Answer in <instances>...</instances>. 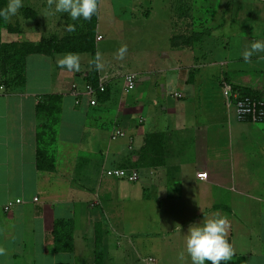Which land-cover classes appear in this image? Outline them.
Wrapping results in <instances>:
<instances>
[{"label":"crops","instance_id":"crops-1","mask_svg":"<svg viewBox=\"0 0 264 264\" xmlns=\"http://www.w3.org/2000/svg\"><path fill=\"white\" fill-rule=\"evenodd\" d=\"M176 1H169V49L140 76L106 60L98 29L94 51L77 39L72 44L77 30L67 26L77 23L66 13L52 6L44 29L41 6L23 2L37 22L25 41L68 43L53 54L22 57L9 83L0 73V246L7 253L0 264H74L89 245L105 249L108 242V259L117 264H191L186 253L178 259L189 227L217 215L229 222L228 264H264V121L241 120L223 92L228 81L264 98V52L253 54L248 67L242 55L253 41H264V0L248 2L239 27L225 28L223 44L231 47L222 60L172 45L181 25ZM68 53L79 56L78 71L58 64ZM127 73L138 76L132 92L125 90ZM94 78L106 87L97 104L87 97L77 103L73 85L83 90ZM120 80L131 96L116 101ZM118 129L125 135L113 139ZM113 168L136 170L139 179L106 175ZM202 172L208 177L200 178ZM16 199L22 202L6 209ZM127 205L135 216L131 233L124 228ZM90 256L96 259L95 250Z\"/></svg>","mask_w":264,"mask_h":264},{"label":"rangeland","instance_id":"rangeland-1","mask_svg":"<svg viewBox=\"0 0 264 264\" xmlns=\"http://www.w3.org/2000/svg\"><path fill=\"white\" fill-rule=\"evenodd\" d=\"M44 1L46 0H40V2H33L31 4H34L35 8L41 6V9L36 8V10L43 13L42 22L45 29L49 28L50 17L46 15L52 12V9L49 5L43 6L42 3ZM169 1L170 0H98V12L95 17L90 19V23H92L94 28L96 27V29H98L105 37L104 40L99 43L100 48L98 47V50L100 49L99 51L102 53L104 50L105 55H108L106 60H117L124 64L123 67L125 70L129 69L135 71L138 76H140L139 73L142 71L151 70L154 67L155 62L159 60V56L166 53L170 46L169 36L172 33V24L169 23L170 14L168 13H171L172 15V12H170L171 8L169 7ZM260 1L262 0H183L184 7H182V12H186L187 15L184 16L182 22L185 25L180 26V28L184 30L186 26L188 28L193 26L191 30H198L200 22L204 26L213 27L224 21L225 25L221 29L213 32L216 36L218 35V37H220L218 39H221L217 42L216 46L211 42L208 46L200 48V52L204 54L203 56H205L207 60H222L225 58L226 52L230 50L229 48L231 47V45H228V48L226 49V44H223L225 28L229 27L231 29L233 27H239L235 25L237 23L236 19L240 20V18L248 15L247 12L249 9L246 8L245 10L241 9L240 13L236 15L237 17H234L233 15H235L236 12V4L242 3L243 6H246L248 2H254L256 4ZM23 2H25L24 4L31 5L27 0H23ZM138 3H141L142 7L139 5L141 8L139 7V9H136ZM176 3L181 4V2L178 3L177 1ZM144 9L150 11V16L144 17L139 15ZM53 11L55 10L53 9ZM56 14L59 16L62 14L65 15V13ZM137 16L140 17L137 18ZM34 18H26L20 9L17 15L11 17L9 21L13 25L19 23L21 25L20 29L22 30L21 34L23 35L17 34L13 36L12 32L3 29L5 32L4 34H6L4 40H8V44L13 42L15 38H20V42L24 41L25 34L28 35L30 31H35L34 29L37 22ZM131 20H133V22H131ZM59 21H61V18ZM84 21L85 20L82 17L78 22L75 21L77 23V31L80 29L81 31L83 30L82 25L85 23ZM188 30V33H190V29ZM1 42L7 44L2 41V38ZM243 43L245 45V42ZM223 46H225V48ZM0 48H2L1 44ZM121 49H123V52H121ZM109 56L113 58V60ZM243 65L248 67L249 63L244 62ZM0 81H3V77ZM121 88L122 85L120 80L116 89L113 91L112 99L118 101L121 97L131 96V94L124 93ZM123 209L125 210V204L123 205ZM127 209L128 213L124 212V217L126 218L124 228L128 230L127 233H131V230L135 228V216L132 214L129 205H127ZM115 224L118 225V223ZM110 243L111 242L107 243L105 249L104 247H99V244L96 249L93 245H89V249L82 250L84 252L82 258H79L80 256L73 257V260H75L73 263L97 264V258L94 260L93 257H89L92 253L94 254L95 250V253L102 252V254L104 251L107 255L106 259L109 264H117L115 261H109L108 259ZM38 264H41V262ZM100 264H105L104 259L101 260Z\"/></svg>","mask_w":264,"mask_h":264},{"label":"clouds","instance_id":"clouds-1","mask_svg":"<svg viewBox=\"0 0 264 264\" xmlns=\"http://www.w3.org/2000/svg\"><path fill=\"white\" fill-rule=\"evenodd\" d=\"M48 5L50 8L55 5L56 13H66L72 21H78L81 17L90 20L98 12V0H48ZM23 6V0H9L6 8H0V20L8 22ZM76 27L75 23L69 24L67 31L75 32ZM260 52H264V41L255 40L243 52V60L248 62L253 54ZM58 64L78 71L79 56L74 53L65 54L58 59ZM96 67H100L99 63H96ZM228 224L227 217L220 215L208 219L203 224L193 223L188 230L185 249L179 253L178 259L183 262L186 253L191 264H228L234 255L233 247L227 238ZM6 254L5 247L0 246V257Z\"/></svg>","mask_w":264,"mask_h":264},{"label":"trees","instance_id":"trees-1","mask_svg":"<svg viewBox=\"0 0 264 264\" xmlns=\"http://www.w3.org/2000/svg\"><path fill=\"white\" fill-rule=\"evenodd\" d=\"M177 2H181V7L176 8V16L178 17V22L181 23V25L177 26V28H180V26L185 25L183 24L184 16L187 15L186 12H182L183 9V0H177ZM8 4V0H0V8H6ZM243 4L238 3L236 4V9H235V15L236 17L237 13L242 9ZM185 11V10H184ZM22 14L26 18H34L35 17V10L32 7L29 6H23L21 8ZM178 12V14H177ZM93 15L92 17H95ZM91 17V18H92ZM201 24V22H200ZM198 30H191L193 26H190L183 30L180 28L179 33H177L174 37H172V45L174 47L181 46L185 47L188 49H192L195 47L198 48H203L208 46L211 42L214 43L216 46L217 42L221 39H218V35L216 36L213 32H215L218 29H221L225 23L222 21L221 23L209 27V26H204L200 25ZM190 25V24H188ZM21 25L19 23H16L15 25L11 24L10 21L4 22L3 20H0V73L2 72L3 74H7L6 78H8L7 83H9L11 80V74H16L20 70L19 62L22 61V57L30 54V53H38V54H53L55 52L62 51L64 49V46L67 45L68 40H62V41H54L51 39L43 38L40 42L34 43L28 40H24L22 42L16 41V42H10L9 44H4L1 42V32L3 29H6L9 32L12 33H18L21 34L22 30L20 29ZM83 30L81 31L78 30L76 31L75 34L70 36L72 39V44H74V39H77L80 45L84 44L85 46H91L92 45V51H94V45H93V38L96 33V27L94 28V25L90 23V20L85 21V23L82 25ZM188 29H190V33H188ZM214 34V35H213ZM23 35V34H21ZM218 39V40H217ZM225 38H223L224 40ZM76 41V40H75ZM76 41V42H77ZM82 43V44H81ZM77 50V49H74ZM78 51V50H77ZM93 68L96 70V63H93ZM94 82V83H93ZM92 84L98 85L96 83V78H94V81ZM233 86V85H232ZM241 94L243 95H253L255 94L251 93L250 91L246 89H242ZM257 96V95H256ZM96 258L98 263H101L102 260V252L101 253H96Z\"/></svg>","mask_w":264,"mask_h":264},{"label":"built area","instance_id":"built-area-1","mask_svg":"<svg viewBox=\"0 0 264 264\" xmlns=\"http://www.w3.org/2000/svg\"><path fill=\"white\" fill-rule=\"evenodd\" d=\"M98 39H101L102 36L98 35ZM138 81V76L135 73H127L124 75L125 82V90L131 91L133 90ZM106 87L102 82H99L98 85H94L92 83H87L83 90H79L77 85H73L72 93L76 97L77 103L80 102L82 97H87L90 100L91 105L97 104V98L95 97L98 92H104ZM223 92L227 97L228 103L233 105L239 118L241 120H249L252 122H261L264 121V98H258L253 95H243L240 90H235L232 84L228 81H223ZM125 135L123 130H116L112 134V138L116 139ZM106 175L127 179L130 182H135L139 179V174L136 170H129L126 168H113L106 170ZM198 176L200 178H207L208 173L202 172L199 173ZM37 200V198H34ZM21 199H16L13 202H9L6 206V209H9L13 203H21ZM149 260H153V258H149Z\"/></svg>","mask_w":264,"mask_h":264}]
</instances>
